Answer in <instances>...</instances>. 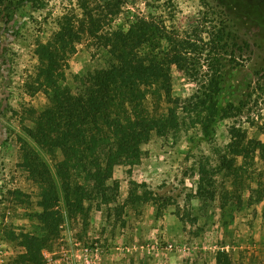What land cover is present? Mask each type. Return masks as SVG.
<instances>
[{"label": "trees", "instance_id": "trees-1", "mask_svg": "<svg viewBox=\"0 0 264 264\" xmlns=\"http://www.w3.org/2000/svg\"><path fill=\"white\" fill-rule=\"evenodd\" d=\"M203 1L209 10L206 19L213 20L180 34L161 19L125 10L124 0L107 2L102 18H95L89 0H83L82 18L77 14L59 18L54 37L38 47L36 86H28L44 92L47 104L39 112L30 110L32 125L23 126L18 139L20 167L39 188L41 211L33 216L38 223L34 234L11 233L10 239L25 248L20 264H42L43 249L52 247L67 217L87 218L94 202L110 205L118 192L117 184H109L116 167L139 164L143 146L154 134L165 137L186 126L197 129L199 136L191 147L206 143L217 155L216 162L212 156H202L197 163L194 197L199 211L216 200L217 175L227 171L239 176L244 170L237 158L248 161L257 154L264 164V139L247 141L240 128L233 129L223 150L214 144L218 125L242 118L254 95L262 91L264 58L249 68L245 55L264 51V7L259 3L264 0H220L215 5ZM251 2L261 21L260 32H253L258 22L248 19ZM44 3L0 0V32L10 31L9 25L25 6L41 8ZM106 20L117 23L104 31ZM251 33L254 41L242 37ZM84 35L97 42L100 52L93 67L69 76L68 62ZM174 67L197 84L188 102L173 96ZM260 180L251 195L256 204L264 203V171ZM12 195L29 202L30 196L20 190ZM159 200L144 184H135L130 196L136 208ZM219 254L223 264H232L227 254Z\"/></svg>", "mask_w": 264, "mask_h": 264}, {"label": "rangeland", "instance_id": "rangeland-1", "mask_svg": "<svg viewBox=\"0 0 264 264\" xmlns=\"http://www.w3.org/2000/svg\"><path fill=\"white\" fill-rule=\"evenodd\" d=\"M112 1L89 0L87 5L95 18H102L106 14L104 6ZM217 1L220 0L207 3L215 5ZM44 2L41 8L25 6L9 25L10 31L0 32V264L22 262L20 256L25 248L10 239L11 233L34 234L38 223L33 216L41 211L39 188L20 167L22 151L18 139L23 126L32 125L34 115L30 110L39 112L47 104L44 92H33L28 86H36V51L54 37L59 18L67 14L82 18L83 0ZM259 3L264 7V1ZM124 4L125 10L161 19L170 31L180 34L213 20L212 16L206 19L209 10L203 0H124ZM254 6L248 19L258 22L253 32H260L261 21L254 15ZM107 20L104 31L117 23ZM242 37L255 40L252 33ZM80 40L68 62L69 76L93 67L92 60L100 52L97 42L86 35ZM255 53L245 55L249 68L264 58V51ZM172 88L174 98L188 102L197 84L174 67ZM261 88L242 118L218 125L214 141L217 148L223 150L231 142L234 128H240L247 141L264 139V79ZM165 107L163 104L161 108ZM198 136L197 129L187 126L165 137L154 134L143 146L139 164L116 167L109 184H117L118 192L110 205L87 203L92 208L87 218L67 217L59 237L51 241L52 247L43 249L42 264H223L219 252L227 254L232 264H264V203L256 204L251 197L259 187L264 164L257 154L248 161L237 158L244 170L239 176L227 171L217 175L216 200L199 211V201L194 197L199 180L197 163L202 156H212L216 162L217 155L206 143L192 148L193 139ZM229 157L234 158L232 154ZM135 184H144L161 200L138 208L131 206ZM14 190L29 195V202L14 197ZM192 218L198 221L192 224Z\"/></svg>", "mask_w": 264, "mask_h": 264}]
</instances>
